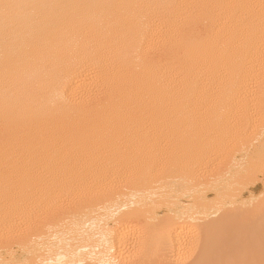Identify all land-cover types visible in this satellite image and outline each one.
Listing matches in <instances>:
<instances>
[{
	"label": "bare ground",
	"instance_id": "bare-ground-1",
	"mask_svg": "<svg viewBox=\"0 0 264 264\" xmlns=\"http://www.w3.org/2000/svg\"><path fill=\"white\" fill-rule=\"evenodd\" d=\"M183 256L264 264V0H0V264Z\"/></svg>",
	"mask_w": 264,
	"mask_h": 264
},
{
	"label": "rangeland",
	"instance_id": "rangeland-1",
	"mask_svg": "<svg viewBox=\"0 0 264 264\" xmlns=\"http://www.w3.org/2000/svg\"><path fill=\"white\" fill-rule=\"evenodd\" d=\"M221 146H222V145H221ZM221 146H220V147H221ZM195 235H196V234H194V236H195ZM197 238H199L198 235L195 237V239H194V237H192V238H191V241H189L188 246H186V247H188V248H190V249H191V247H192V248L195 247V246L199 243V241L196 240ZM200 238H201V237H200ZM200 238H199L198 240L202 241L203 238H202V240H201ZM194 240H195V241H194ZM193 241H194V242H193ZM192 242H193V243H192ZM195 242H196V243L198 242V243L196 244ZM191 243H192V244H191ZM194 243H195V244H194ZM219 244H220V245L222 244L220 247H221V249L223 250V249H224V248H222V247H223V241L220 242ZM189 245H191V246L189 247ZM193 245H194V246H193ZM232 245H233V243H232ZM190 249H189V250H190ZM187 256H188V254H187ZM187 256H185V257H184V256L181 257L180 261H181V260H182V261H181V262H180V261L175 262L174 264H192L193 261H194V257L191 256V257L187 258ZM184 258H185V259H184ZM186 258H187V259H186ZM184 260H185V261H184ZM222 261H224V260H222ZM228 262H230V261H229L228 259H225V261L222 262V263H228Z\"/></svg>",
	"mask_w": 264,
	"mask_h": 264
}]
</instances>
